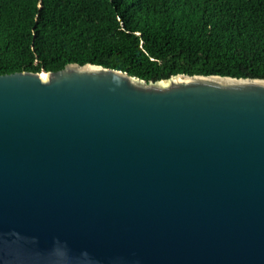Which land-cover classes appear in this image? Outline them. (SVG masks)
Wrapping results in <instances>:
<instances>
[{"label": "water", "instance_id": "water-1", "mask_svg": "<svg viewBox=\"0 0 264 264\" xmlns=\"http://www.w3.org/2000/svg\"><path fill=\"white\" fill-rule=\"evenodd\" d=\"M0 264H264V79L0 75Z\"/></svg>", "mask_w": 264, "mask_h": 264}, {"label": "trees", "instance_id": "trees-1", "mask_svg": "<svg viewBox=\"0 0 264 264\" xmlns=\"http://www.w3.org/2000/svg\"><path fill=\"white\" fill-rule=\"evenodd\" d=\"M72 63L264 79V0H0V75Z\"/></svg>", "mask_w": 264, "mask_h": 264}, {"label": "clouds", "instance_id": "clouds-1", "mask_svg": "<svg viewBox=\"0 0 264 264\" xmlns=\"http://www.w3.org/2000/svg\"><path fill=\"white\" fill-rule=\"evenodd\" d=\"M118 71V70H117ZM42 72H44V71H42ZM42 72H40V73H42ZM122 72V71H121ZM45 73H47V72H45ZM176 75H181V74H176ZM176 75H172V76H170L169 78H171V77H173V76H176ZM182 75H186V74H182ZM189 76H191V75H189ZM206 76H209V75H206ZM229 77V76H228ZM168 78V79H169ZM139 79V78H138ZM141 80V79H140ZM144 81V80H143Z\"/></svg>", "mask_w": 264, "mask_h": 264}, {"label": "bare ground", "instance_id": "bare-ground-1", "mask_svg": "<svg viewBox=\"0 0 264 264\" xmlns=\"http://www.w3.org/2000/svg\"><path fill=\"white\" fill-rule=\"evenodd\" d=\"M44 74H46V73H41V75H44Z\"/></svg>", "mask_w": 264, "mask_h": 264}]
</instances>
